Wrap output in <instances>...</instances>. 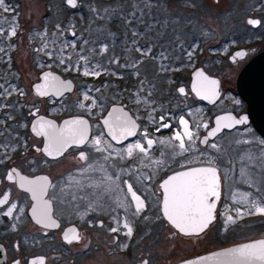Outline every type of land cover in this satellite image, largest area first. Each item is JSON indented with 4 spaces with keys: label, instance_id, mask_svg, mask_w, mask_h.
I'll use <instances>...</instances> for the list:
<instances>
[{
    "label": "flooded vegetation",
    "instance_id": "af4514ba",
    "mask_svg": "<svg viewBox=\"0 0 264 264\" xmlns=\"http://www.w3.org/2000/svg\"><path fill=\"white\" fill-rule=\"evenodd\" d=\"M16 13L22 20L12 35L10 25ZM33 15L36 14L25 16L12 10L0 13V199L5 194L8 196L7 202L0 204V245L6 253L5 264L17 261L19 264H40L41 261L43 264H143L145 260L149 264H177L193 258L181 256L178 243L183 238H197L209 230L211 237H222L214 227L222 225L220 220H224L226 211L234 207L246 213L255 210L251 207L253 203L264 206V138L248 122L231 129L222 128L215 136L208 137L215 117L232 114L240 119L247 113L246 103L236 90V75L263 48L255 47L256 41L242 45L236 44V39H228L220 42L221 51L217 53L202 52V46L192 45L186 55L177 51L174 64H165L153 71L143 69L135 80L116 76V80H75L70 66L54 65L53 53L39 50L41 43H49L52 24L47 18L32 27L27 18ZM239 48L246 49L244 58L234 55ZM21 51L24 57L17 56ZM214 55L217 64L225 59L230 68L221 69L217 65L214 69ZM23 58H27L25 64ZM236 65L241 66L233 79ZM197 68L217 78L219 91L215 100L213 96L197 94L201 80H191ZM44 70L71 79L60 81H70L72 90L58 97L38 95L34 85L41 81L39 75ZM27 73L33 79L25 80ZM181 88L183 93L179 91ZM85 95L89 99L85 100ZM113 109L118 111L113 113ZM124 113L135 122L137 130L135 135L117 141L103 121L110 114L115 117ZM161 116L163 123L170 127L158 132ZM37 117L53 120L57 125L68 118L80 117L88 122L89 142L71 146L59 156L48 157L42 152L43 138L31 131ZM181 117L198 137H194V143L185 138L188 150L181 152L176 147L179 142L173 140L171 146L154 143L147 157L138 151L127 155L129 145L140 142L147 147L145 134L154 141H169L176 132L182 133ZM97 138L105 151H97L92 145L91 141ZM205 138L208 142L201 143ZM212 143L217 144L216 149L210 147ZM109 144L111 149L107 148ZM81 152L86 154V160L79 159ZM209 159L220 178V198L214 219L200 234L186 236L164 217L160 185L177 172L209 166ZM154 161H163V164L156 165ZM12 169L16 171L9 181L7 175ZM17 173L26 180L48 177L49 187L43 199L50 202L57 227L43 228L31 219L29 210L33 199L29 192L18 187ZM105 175L114 180L118 177L119 188L113 186L109 190L110 182L104 179ZM125 181L145 201L138 215H133L135 204ZM117 200H124L126 207L118 206ZM13 204L16 207L11 215H5ZM263 216L258 214L256 219ZM125 221L133 229L131 236L123 227ZM114 227L118 229L116 232L111 231ZM71 230L80 239L69 243L64 237L67 233L71 238Z\"/></svg>",
    "mask_w": 264,
    "mask_h": 264
},
{
    "label": "rangeland",
    "instance_id": "374dc122",
    "mask_svg": "<svg viewBox=\"0 0 264 264\" xmlns=\"http://www.w3.org/2000/svg\"><path fill=\"white\" fill-rule=\"evenodd\" d=\"M56 1L58 8L53 7L54 0H4L0 13L8 12L5 7L25 16L35 13L27 18L32 27L50 19L51 42L41 43L39 50L51 51L54 65L70 66L75 80H116L114 76L135 80L143 69L153 71L174 64L177 51L186 55L197 44L207 53L220 52V42L228 39L242 45L256 41L255 47L264 48V0H79L80 7L73 8L65 0ZM16 15L11 29H16L22 20L21 15ZM252 16L263 23L250 28L248 17ZM17 56L24 57V53L18 52ZM216 58L214 55V69L217 65L230 68L224 57L218 64ZM26 61L23 58L24 64ZM238 66L241 65L235 66L233 79ZM86 71L89 74L85 75ZM31 79L33 76L27 73L25 80ZM229 213L232 221L227 219ZM240 214L234 207L225 212L222 225L214 227L222 237H211L209 230L197 238H183L178 243L181 256L194 257L264 238V216L256 219L259 213L255 215L253 209Z\"/></svg>",
    "mask_w": 264,
    "mask_h": 264
},
{
    "label": "snow or ice",
    "instance_id": "6c2138e0",
    "mask_svg": "<svg viewBox=\"0 0 264 264\" xmlns=\"http://www.w3.org/2000/svg\"><path fill=\"white\" fill-rule=\"evenodd\" d=\"M67 2L70 5L75 6V0H67ZM3 5L4 0H0V6ZM4 10L9 11L10 9L5 7ZM248 23L256 25L259 22L249 20ZM15 31L16 29L13 27L11 34L15 35ZM61 62L63 63V61ZM87 74L89 73L86 71L85 75ZM196 75L201 79L200 89L197 90V94L201 95V93H203L206 97L216 95L215 88L217 81L209 80L208 77L204 76L203 72H197ZM44 80L46 82L44 86H36L37 94L41 96L47 94L45 90H41L42 88H50L54 90L56 94L61 95L64 90L71 88L70 82L60 81L57 77L51 76V74H45ZM179 91L183 93L184 89L181 88ZM84 99L87 100L89 97L85 95ZM94 103L95 101H93V104ZM80 106L83 107V104ZM117 111V109H113V113H116ZM163 120L164 117L161 116L160 127L156 129L158 132L161 128L170 127L169 124L163 123ZM221 120H231V117H222L217 120L216 127L208 132V137L215 136L221 130V127L231 126L230 124L222 125ZM244 122V120L232 121L233 124H240ZM38 123L41 125V132L38 134L44 135L48 141L43 151L49 156H52L53 154L60 155L64 150H66V148L72 145H81L89 142L88 122L86 120H68L64 122V126L61 128H57L51 121H44L43 118H41ZM103 123L108 126L109 134L114 140L119 141L122 137L136 134L137 125L130 117L127 116L126 113L115 117L110 114V117L105 119ZM180 124L183 126V132H176L171 140L154 141L151 138H147V134H145L147 147L142 145L140 142L129 145L126 149L127 155L132 156L134 151H138L144 157H147L149 150L152 148L154 143L158 142L171 146L173 140L179 142L176 147H178L181 152L188 150L186 149L185 138L187 141L194 143L196 133L189 129L188 122L184 120L183 117L180 118ZM204 127L207 128L208 126L204 125ZM33 130H36L35 126ZM207 142V138L201 141V143ZM91 143L97 151L103 152L106 150L100 147L101 140L99 138L91 141ZM111 147L112 146L110 144L107 145L108 149H111ZM210 147L216 149L217 144L212 143ZM37 151H41V149L38 148ZM79 159L82 161L86 160V154L81 152ZM153 163L156 165H162L163 161H154ZM207 164L209 165L207 167H194L186 171L177 172L174 175L169 176L160 185V188L163 190V215L176 229L185 235H198L203 232L214 219L213 212L216 208L215 201L220 198V178L218 176V169L211 166L213 161L209 159ZM89 167H91V165H89ZM101 168H103V166H101ZM15 171V169H12V172L7 175V179L9 181L13 180L12 173ZM148 178L149 177H145V179ZM104 179L110 182L108 185L109 190H112L113 186L119 188L117 183V180L119 179L118 177L114 180L111 176L105 175ZM124 183L127 184V192L131 195V200L135 204V212L133 215H138L143 210L145 201L137 195L136 191H133L131 184L127 181ZM20 187L24 188L25 191L31 192L32 198L37 201V206H34L32 209V214L33 217L36 218V222L43 224L45 227L58 226L49 214V202L43 200V195L49 187L48 177H40L35 181H29L24 177H20ZM213 198H215V200H213ZM246 198L247 197H245V199ZM7 200L8 196L5 194L3 199H0V204L6 203ZM117 203L120 207H126L124 200H117ZM15 207V204L11 205L5 215H11L12 210ZM251 207L255 209L256 213L264 214V206L253 203ZM236 211L240 214L239 209ZM227 219L228 221H232L231 216L227 217ZM123 227L127 229V235L131 236L133 229L127 221L124 222ZM117 230L118 229L115 227L111 229L112 232H116ZM71 231L73 233L71 238H69L67 233L64 237L69 243H71L72 240L80 239V237L75 234V230ZM216 256L227 258L219 261L218 264H264V240L233 248L227 252L216 253ZM203 259L208 260L211 258L204 257ZM16 264H19V262L17 261ZM40 264H43V261H41ZM143 264H149V262L145 260L143 261ZM187 264H197V262L190 261L187 262Z\"/></svg>",
    "mask_w": 264,
    "mask_h": 264
},
{
    "label": "water",
    "instance_id": "95a60500",
    "mask_svg": "<svg viewBox=\"0 0 264 264\" xmlns=\"http://www.w3.org/2000/svg\"><path fill=\"white\" fill-rule=\"evenodd\" d=\"M65 3L68 4L69 6H72V5H70L67 2V0H65ZM76 3H77V0H75V5H76ZM249 20H255V21L259 22V19H248V21ZM257 25L258 24L253 25V26H257ZM70 33L72 34V30L70 31ZM240 54H243V55H240ZM234 55H237L238 57H244L245 50L244 49L237 50V51L234 52ZM197 72H203L204 76L208 77L209 80L217 81V78L207 75L200 68H197V69H195L192 72L191 80H201L196 75ZM45 74H51V76L57 77L59 80H71L69 78H65L64 79L58 73L53 72L51 70H44L39 75V80H41V81L34 85V91L36 93H37L36 86L37 85L44 86L45 83H46L45 80H44ZM65 82H70V81H65ZM72 87L73 86H72V83H71V88L68 89V90H64L63 93L67 92V91H71ZM41 90H45L46 91L47 94H45L44 96L53 95L54 97H58V96L61 95V94H56L55 91L50 89V88H48V89L42 88ZM236 90H237V93L239 94L240 98L246 103L247 113L245 115H242L240 117V119L239 118H235L234 115H232V114H223V115L217 116V117L214 118V127L212 129H214L216 127V121L219 120L220 118H222V117H231V120H221V124L222 125L223 124H230L231 125L230 127H221V130H222V128L231 129V128L241 124V123L240 124H233L232 121L244 120L245 123L248 122V123L252 124V126L254 127L255 131L259 134V136L264 138V49H262L259 52L255 53L241 67V69L239 70L238 74L236 75ZM215 91H216V95L213 96L212 100H215L217 98V96H218V91H219L218 88H215ZM41 118H43V117H37L36 119L33 120L32 125H31V131L36 137H42L43 138L42 152L46 156L51 157V158L59 156V155H56V154H53L52 156H49L43 151V149H44L45 145L48 143V141H47V139H46V137L44 135L38 134V133L41 132V125L38 123V121H40ZM74 119H82V118H80V117H71V118H68L66 120H63L60 123V125H57V123L55 121H53V120L43 118L44 121H51L57 128L63 127L65 121L74 120ZM82 120H84V119H82ZM34 126H35V129H36L35 131L33 130ZM88 134H89V126H88ZM72 146H74V145H72ZM183 171H186V170H183ZM20 177H24V176H22V175H20L18 173V175H17V185H18V187L20 189L25 190L24 188L20 187ZM37 179H38V177L37 178H32L29 181H35ZM219 191H220V189H219ZM29 194L31 195V198H32L31 192H29ZM44 195H43V197H44ZM213 200H215V198H213ZM215 202H217V200ZM49 204H50V202H49ZM34 206H37V201L33 199V204H32V207L29 210V215H30L31 219L35 223H37L36 222V218H34L33 214H32V209H33ZM51 211H52V209H51V204H50L49 214H50V216L52 218ZM162 212H163V201H162ZM213 216H214V212H213ZM52 220H53V218H52ZM166 220H167V218H166ZM37 224L39 226H41L43 228H47V229H52L54 227H57V226L45 227L43 224H39V223H37ZM169 224L172 227H174L170 222H169ZM56 225H57V223H56ZM208 226H207V228H208ZM207 228H205L204 230H206ZM176 230L179 233H181L178 229H176ZM181 234H183V233H181ZM183 235H185V234H183ZM186 236H192V235H186ZM262 240H264V238H259V239H253V240H250V241H245V242H242V243H239V244H235V245H232V246H229V247H225V248L223 247V248L216 249V250H213V251H210V252L195 256L193 258L184 260V261L179 262L177 264H187V262H190V261H195V262H197V264H218L219 261L227 259V258H225V257H217L216 253L227 252L230 249L241 247L243 245L250 244V243H256V242H259V241H262ZM204 257H210L211 259L204 260L203 259ZM5 263H6V253H5L4 248L0 245V264H5Z\"/></svg>",
    "mask_w": 264,
    "mask_h": 264
},
{
    "label": "trees",
    "instance_id": "16d2710c",
    "mask_svg": "<svg viewBox=\"0 0 264 264\" xmlns=\"http://www.w3.org/2000/svg\"><path fill=\"white\" fill-rule=\"evenodd\" d=\"M9 2H12L13 0H8ZM58 1L54 0V6L53 7H57L58 8ZM77 7H80L81 2L79 0H77ZM88 15H85V17H87Z\"/></svg>",
    "mask_w": 264,
    "mask_h": 264
},
{
    "label": "clouds",
    "instance_id": "9594fccd",
    "mask_svg": "<svg viewBox=\"0 0 264 264\" xmlns=\"http://www.w3.org/2000/svg\"><path fill=\"white\" fill-rule=\"evenodd\" d=\"M262 49H264V48H262ZM262 49H260V50H262ZM260 50H259V51H260ZM259 51H258V52H259ZM253 55H254V54H253Z\"/></svg>",
    "mask_w": 264,
    "mask_h": 264
}]
</instances>
